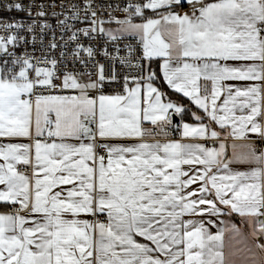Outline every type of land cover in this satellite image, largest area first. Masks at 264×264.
<instances>
[{"label":"snow or ice","instance_id":"snow-or-ice-1","mask_svg":"<svg viewBox=\"0 0 264 264\" xmlns=\"http://www.w3.org/2000/svg\"><path fill=\"white\" fill-rule=\"evenodd\" d=\"M185 2L190 13L180 11ZM31 7L0 4L29 15ZM39 7L37 15L46 16ZM91 9L88 0L80 17L72 6L71 19L88 20L89 12L92 18L69 37L77 42L74 56L94 54L79 44V32L106 33L114 46L125 36L139 40L142 54L129 44L126 56L113 57L136 68L114 95L102 90L118 72L106 77L99 65L87 82L57 75L55 58L47 67L17 54L28 43L20 34L24 24L0 20V137L33 140L0 144V202L13 208L0 213V264H226V229L218 222L233 214L254 219V245L264 251V149L252 141L246 155L227 152L229 139L248 140L249 133L264 141V0H129L115 32ZM58 23L68 27L67 18ZM37 27L43 33L48 26L33 21L27 32ZM162 30L178 39L166 43ZM49 47L58 45L53 40ZM153 61H160L159 72ZM161 74L197 111L162 91ZM56 88L79 95L51 94ZM189 112L192 123L173 125V115ZM145 123L193 142H149L145 136L156 133ZM252 163L249 171L231 167ZM19 164L32 167L31 178ZM231 230L239 231L234 224Z\"/></svg>","mask_w":264,"mask_h":264},{"label":"built area","instance_id":"built-area-1","mask_svg":"<svg viewBox=\"0 0 264 264\" xmlns=\"http://www.w3.org/2000/svg\"><path fill=\"white\" fill-rule=\"evenodd\" d=\"M23 3L26 6L31 7V15L27 11H8L6 8H0V20L6 22H16L25 25V28L20 31L21 35H24L28 43L24 44L22 41L16 48L18 55H24L25 53L30 54L33 57V63H38L39 66L50 67L47 61L55 58L57 63V75L63 72L71 73L76 75L78 78L87 82L95 80L99 71V65H104L105 76L108 77L111 72H118L119 79L116 81L107 80L102 90L104 95H114L119 91H122L123 77L129 74H136V68L128 65H120L118 61L114 60L113 57L126 56L127 49L126 45L131 44L134 50V54H142L140 51L139 40L133 36H125L121 38V41L115 46L110 41L108 36L100 33H91L89 36H84L83 32H79V44L83 48L91 47L93 49V56L88 57L87 53L80 51L79 56H74L73 52L77 49V42L71 41L69 37L72 32L77 29H87L90 27L91 15L89 12V19H71L73 16L72 6L77 5L79 8V15L83 17L85 15V6L88 0H0V4L7 3ZM129 0H91L92 11H96L97 17L104 21L103 25H118L115 20H123L126 17L121 9L124 7ZM136 2V0H131ZM43 6V11L46 12V16L40 17L37 13L41 10L39 6ZM199 7V5H196ZM192 5L186 4L181 12H190ZM67 18L68 27L62 28L59 26L60 20ZM115 18V19H112ZM33 21L37 25H47L43 33L40 32L39 27L36 28L34 33L27 32L26 26L32 24ZM3 34V33H0ZM36 36L33 41V36ZM41 36L43 39H41ZM55 41L58 45L57 48L52 49L49 47L50 43ZM11 47V46H10ZM115 47H119L121 51L117 53ZM105 51L110 53L109 56H105ZM61 53H64L62 56ZM136 61L133 60V64ZM41 91V90H38ZM51 94L56 95H79L77 90H61L59 88L50 90ZM101 94L100 91L91 90L89 95L97 96ZM154 136H149L148 139L167 141L177 139L176 132L173 129H166L168 135L165 136L158 129L151 127ZM258 150L264 149V141L258 140ZM13 209H6L4 212L12 211Z\"/></svg>","mask_w":264,"mask_h":264},{"label":"crops","instance_id":"crops-1","mask_svg":"<svg viewBox=\"0 0 264 264\" xmlns=\"http://www.w3.org/2000/svg\"><path fill=\"white\" fill-rule=\"evenodd\" d=\"M188 3L185 2L184 5H186ZM191 12V11H190ZM189 12V13H190ZM134 22H140L139 19H136ZM162 39L166 42V43H173L174 39H178V37L175 36H170L168 34L167 31L162 30ZM175 51V48H174ZM159 63L160 61H153L152 62V68L153 70L159 72ZM160 81L165 85V87L175 93L172 89L168 88V86L166 85V83L163 82L162 79V74H161V79ZM203 84V81L201 82ZM230 83H234L237 86H246L248 83H253V82H230ZM179 96H181L183 99L186 100V102L188 103V105H190V109L192 111H197L196 106L193 105L191 103V101L188 100L187 97H183L182 94L180 93H175ZM106 95H111V94H106ZM174 101V100H173ZM262 103H264V101H262ZM184 107L188 108L186 105H184ZM177 118V123L173 124L174 126L177 125H182V123H192V117H191V113L189 112L187 115H173ZM172 116V117H173ZM187 118L189 120H185L183 119ZM54 118V117H53ZM144 127L146 129H149L152 126L150 123H145ZM174 130V129H173ZM217 131H220V129L217 126ZM175 131V130H174ZM176 135H177V141H180L182 143H189V142H193V141H189V140H183L180 136V132L179 131H175ZM249 137L250 139L245 140V139H229L227 141L228 144V155L229 157H231L233 155V153L235 152L236 155H246L249 152V148L248 145L250 142L255 141L256 146H258V140L255 137V134L249 133ZM149 136H145V140L152 142L153 140L148 139ZM42 142H48L51 143L52 140L48 139L47 137H42L41 138ZM168 141V140H167ZM167 141H160V142H167ZM25 143V144H31L33 143V140H30L28 138H24V137H20V138H6V137H0V144H7V143ZM56 142H60L59 140H56ZM68 142H72L75 143L76 141H68ZM87 142V141H85ZM235 144L236 147L235 149H233L232 145ZM212 146V145H209ZM3 161L0 160V163H2ZM257 165L255 163L252 164H233L231 165V167L234 170H239V171H249L251 168L256 167ZM185 168V170L188 169V166L185 165L183 166ZM17 168L20 172L24 173L25 175H27L29 178L32 177V167L30 166H24L22 164L17 165ZM3 187V186H0ZM65 188L70 187L69 186H63ZM193 187H195V185H193ZM60 190L59 188L54 189V191H58ZM16 207H19V205H17ZM6 209H13L11 205H5V202H0V213H3L4 210ZM66 219H71V216H66ZM80 219H86L89 221H95L96 219H99L101 221H105L107 220L106 216H98V217H93V216H89V215H81ZM221 220L224 221L223 224H219L218 222V227L220 228H225L226 230L224 231L223 234V248L222 251L224 252L225 255V261L226 264H260V262L262 260H264V251H261L259 249L255 248L254 245V237H253V230L255 227V222L254 219L251 217H241L238 214H233L232 216H225V217H221ZM264 219V218H261ZM235 225L236 228L239 230L238 232L231 230L232 229V225ZM217 227H213L211 229L212 233L215 234L217 232Z\"/></svg>","mask_w":264,"mask_h":264},{"label":"trees","instance_id":"trees-1","mask_svg":"<svg viewBox=\"0 0 264 264\" xmlns=\"http://www.w3.org/2000/svg\"><path fill=\"white\" fill-rule=\"evenodd\" d=\"M158 84H162V85H163V87H162V91H165V92L171 97L172 100H174V101H179V103H181V104H183V105H186L188 108L191 107L190 105H188V103L186 102V100L183 99L181 96H179V95H177V94H175V93L169 91L161 81H158ZM191 108H192V107H191ZM183 119H185V120H189V119L184 118V117H183Z\"/></svg>","mask_w":264,"mask_h":264},{"label":"rangeland","instance_id":"rangeland-1","mask_svg":"<svg viewBox=\"0 0 264 264\" xmlns=\"http://www.w3.org/2000/svg\"><path fill=\"white\" fill-rule=\"evenodd\" d=\"M103 27L106 29V30H112L113 32H115V30L117 28H119V25H103ZM105 35L107 36V34L105 33Z\"/></svg>","mask_w":264,"mask_h":264},{"label":"water","instance_id":"water-1","mask_svg":"<svg viewBox=\"0 0 264 264\" xmlns=\"http://www.w3.org/2000/svg\"><path fill=\"white\" fill-rule=\"evenodd\" d=\"M173 124L177 123V118L175 116L172 117Z\"/></svg>","mask_w":264,"mask_h":264}]
</instances>
